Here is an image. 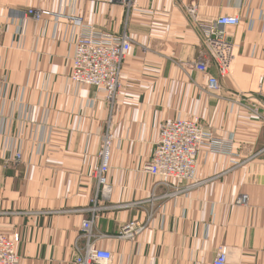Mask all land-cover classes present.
<instances>
[{"label":"crops","instance_id":"0c3cea01","mask_svg":"<svg viewBox=\"0 0 264 264\" xmlns=\"http://www.w3.org/2000/svg\"><path fill=\"white\" fill-rule=\"evenodd\" d=\"M222 15L241 22L226 27L229 73L209 68L214 90L189 63ZM87 24L132 40L114 104L70 78ZM187 117L230 150L202 149L197 181L174 193L143 167L161 123ZM105 131L113 194L94 231L111 264H212L222 248L231 264H264V0H0V233L19 235L20 264H77ZM129 221L144 228L121 237Z\"/></svg>","mask_w":264,"mask_h":264},{"label":"built area","instance_id":"2783aa9c","mask_svg":"<svg viewBox=\"0 0 264 264\" xmlns=\"http://www.w3.org/2000/svg\"><path fill=\"white\" fill-rule=\"evenodd\" d=\"M189 12L195 14V8H189ZM47 13L49 12L34 8L28 11L34 20H40ZM240 22L239 16L222 15L203 32L200 56L189 64L208 75L209 89H220L219 78L208 73L211 65L217 67L221 76L230 71L236 45L226 27L238 26ZM131 47L132 40L127 33H102L97 32L91 25H84L74 46L71 80L79 85L97 88L112 104L121 88L124 66ZM204 148L218 153H227L230 150L197 117L165 120L160 125L158 140L143 170L159 178V184L179 193L185 187L183 183L192 185L197 181L198 156ZM111 151L112 134L108 132L99 153V164L92 172L98 184V192L94 206L90 208L91 217L84 219L81 224V233L77 240V244H81L77 245L78 255L75 259L77 264H111L114 258L112 251L98 246L97 240L100 236L94 231L96 216L102 211L99 206L100 199L110 201L113 194V186L108 178ZM21 159L22 154L17 152L15 161L19 162ZM246 199L243 196L239 202ZM143 228V225L129 221L122 226L120 234L121 237L132 238ZM19 240L18 234L0 233V264H20L17 253ZM212 264H231L224 248L218 252Z\"/></svg>","mask_w":264,"mask_h":264},{"label":"rangeland","instance_id":"374dc122","mask_svg":"<svg viewBox=\"0 0 264 264\" xmlns=\"http://www.w3.org/2000/svg\"><path fill=\"white\" fill-rule=\"evenodd\" d=\"M39 11V10H38ZM32 16V15H31ZM34 18V17H33ZM80 21L81 22H83V20H81L80 19ZM88 25V24H87ZM235 52H236V50H235ZM123 75H124V72H123ZM123 81V76H122V80H121V82ZM121 88H122V85H121ZM121 88L119 89V91H118V93H117V95H116V97H115V99H114V102L112 103V104H114L115 103V101H116V99H117V97H118V94H119V92H120V90H121ZM108 132H110V131H105V133L103 134V136H102V138H101V140H100V146H99V150H98V157H99V161H100V156H99V153H100V151L102 150V147H103V143H104V140H105V138L107 137V135H108ZM112 134V133H111ZM113 145H114V135L112 134V149H113ZM111 154H112V151H111ZM150 158H151V156H150ZM150 160V159H149ZM148 160V161H149ZM147 161V162H148ZM18 162V161H17ZM146 164V162L144 163V165ZM97 166V165H96ZM110 166H111V158H110ZM99 206H101L102 207V210L103 209H105V208H108V206H109V201L108 200H103V199H100V202H99ZM122 228V227H121ZM5 234V233H4ZM7 235H9V234H7Z\"/></svg>","mask_w":264,"mask_h":264},{"label":"bare ground","instance_id":"6f19581e","mask_svg":"<svg viewBox=\"0 0 264 264\" xmlns=\"http://www.w3.org/2000/svg\"><path fill=\"white\" fill-rule=\"evenodd\" d=\"M234 56H235V54H234ZM234 58V57H233ZM232 65V64H231Z\"/></svg>","mask_w":264,"mask_h":264}]
</instances>
